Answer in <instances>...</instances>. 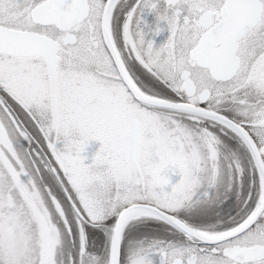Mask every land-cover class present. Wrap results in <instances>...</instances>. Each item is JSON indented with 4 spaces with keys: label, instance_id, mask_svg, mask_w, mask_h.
I'll use <instances>...</instances> for the list:
<instances>
[{
    "label": "snow or ice",
    "instance_id": "snow-or-ice-1",
    "mask_svg": "<svg viewBox=\"0 0 264 264\" xmlns=\"http://www.w3.org/2000/svg\"><path fill=\"white\" fill-rule=\"evenodd\" d=\"M0 264H264V0H0Z\"/></svg>",
    "mask_w": 264,
    "mask_h": 264
},
{
    "label": "flooded vegetation",
    "instance_id": "flooded-vegetation-1",
    "mask_svg": "<svg viewBox=\"0 0 264 264\" xmlns=\"http://www.w3.org/2000/svg\"><path fill=\"white\" fill-rule=\"evenodd\" d=\"M122 23V17L120 18V21ZM144 23L147 24L149 27L154 28L156 24V18L154 14L151 13H145L144 14ZM143 26V25H142ZM159 27L162 29V31L157 34H150L146 39H152L154 41V45L156 47H159L161 44L165 43L170 35L166 23L163 21L160 22Z\"/></svg>",
    "mask_w": 264,
    "mask_h": 264
},
{
    "label": "trees",
    "instance_id": "trees-1",
    "mask_svg": "<svg viewBox=\"0 0 264 264\" xmlns=\"http://www.w3.org/2000/svg\"><path fill=\"white\" fill-rule=\"evenodd\" d=\"M99 147H100V143H99V141H92V142H90V144L88 145L86 151H91V150H93V151H94L93 154H95V152L99 149ZM85 155H86V152H85ZM87 157H88V156H87ZM90 161H91V159L88 157V160H87L86 162H90Z\"/></svg>",
    "mask_w": 264,
    "mask_h": 264
},
{
    "label": "rangeland",
    "instance_id": "rangeland-1",
    "mask_svg": "<svg viewBox=\"0 0 264 264\" xmlns=\"http://www.w3.org/2000/svg\"><path fill=\"white\" fill-rule=\"evenodd\" d=\"M93 153H94L93 150H91V151H86V156H88V157L91 159V157L94 155Z\"/></svg>",
    "mask_w": 264,
    "mask_h": 264
}]
</instances>
